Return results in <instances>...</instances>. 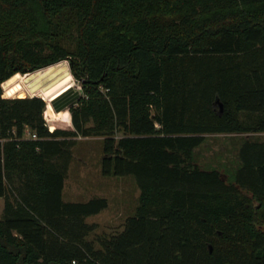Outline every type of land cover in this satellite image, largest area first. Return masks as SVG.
I'll return each instance as SVG.
<instances>
[{
	"label": "trees",
	"instance_id": "obj_1",
	"mask_svg": "<svg viewBox=\"0 0 264 264\" xmlns=\"http://www.w3.org/2000/svg\"><path fill=\"white\" fill-rule=\"evenodd\" d=\"M29 73L33 93L66 91L51 103L72 129L44 98L4 97ZM252 133L264 0H0V264H264V141L234 179L196 158L208 134ZM79 137L104 138L105 176L137 180L122 231L87 221L108 199H63Z\"/></svg>",
	"mask_w": 264,
	"mask_h": 264
},
{
	"label": "rangeland",
	"instance_id": "obj_2",
	"mask_svg": "<svg viewBox=\"0 0 264 264\" xmlns=\"http://www.w3.org/2000/svg\"><path fill=\"white\" fill-rule=\"evenodd\" d=\"M64 65L70 73V84L75 91L81 93V83L74 77L70 70L69 62L65 61L57 65ZM54 66V65H53ZM51 67V66H50ZM47 67V68H50ZM47 68H44L47 69ZM32 75L20 74V79L11 88L5 90V98H27L36 96L44 98L49 104L51 95L46 94L44 87L33 93L27 80ZM66 92V91H65ZM64 92L56 90L52 92L53 98L60 97ZM8 95H12L9 97ZM77 106V105H75ZM52 112V113H51ZM69 113V117L64 115ZM53 114V115H52ZM55 114L52 110L46 111L48 125L53 128L72 129V115L66 110L63 115ZM48 115V116H47ZM54 116L56 119L51 118ZM69 121V123L67 122ZM121 136V134H119ZM35 133L26 130V138H35ZM264 141V133L252 134H208L205 143L198 149V162L206 169L219 168L227 170L234 179L236 171L240 168L239 150L245 140ZM73 158L67 174L63 199L66 202L85 203L92 198L102 197L108 199L109 206L101 213L87 219L88 223L98 226L96 233L111 234L123 230L126 220L136 216L140 206L141 191L134 176L115 177L103 174L102 161L104 158L103 137H79L72 148ZM222 170V171H223ZM4 199L0 198V219L4 212ZM94 235L91 236V238Z\"/></svg>",
	"mask_w": 264,
	"mask_h": 264
},
{
	"label": "bare ground",
	"instance_id": "obj_3",
	"mask_svg": "<svg viewBox=\"0 0 264 264\" xmlns=\"http://www.w3.org/2000/svg\"><path fill=\"white\" fill-rule=\"evenodd\" d=\"M47 100V99H46ZM50 108L51 110L55 113V114H58V112L54 109V107L50 104ZM60 115V114H59ZM52 130V129H51Z\"/></svg>",
	"mask_w": 264,
	"mask_h": 264
},
{
	"label": "crops",
	"instance_id": "obj_4",
	"mask_svg": "<svg viewBox=\"0 0 264 264\" xmlns=\"http://www.w3.org/2000/svg\"><path fill=\"white\" fill-rule=\"evenodd\" d=\"M67 85H69V84H67ZM60 90V89H59ZM56 91V90H55ZM61 91V90H60ZM62 92H64L65 93V91L64 90H62ZM46 94H48V93H46ZM51 96H52V93H51ZM51 103V102H50ZM52 105V104H51ZM58 112V111H57ZM62 113L64 112V111H61ZM60 112V113H61Z\"/></svg>",
	"mask_w": 264,
	"mask_h": 264
},
{
	"label": "water",
	"instance_id": "obj_5",
	"mask_svg": "<svg viewBox=\"0 0 264 264\" xmlns=\"http://www.w3.org/2000/svg\"><path fill=\"white\" fill-rule=\"evenodd\" d=\"M211 251H212V247H211Z\"/></svg>",
	"mask_w": 264,
	"mask_h": 264
}]
</instances>
